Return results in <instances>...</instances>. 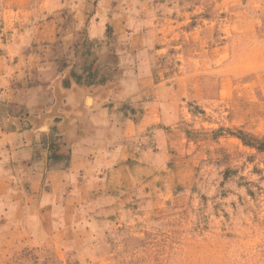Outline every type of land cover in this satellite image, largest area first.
<instances>
[{
  "label": "rangeland",
  "instance_id": "374dc122",
  "mask_svg": "<svg viewBox=\"0 0 264 264\" xmlns=\"http://www.w3.org/2000/svg\"><path fill=\"white\" fill-rule=\"evenodd\" d=\"M144 21L160 42L133 46ZM142 57L149 83L190 78L159 92L168 116L142 128L179 149L140 185H53V136L31 160L13 154L66 72L99 84ZM0 264H264V0H0Z\"/></svg>",
  "mask_w": 264,
  "mask_h": 264
},
{
  "label": "crops",
  "instance_id": "0c3cea01",
  "mask_svg": "<svg viewBox=\"0 0 264 264\" xmlns=\"http://www.w3.org/2000/svg\"><path fill=\"white\" fill-rule=\"evenodd\" d=\"M149 26H152L150 21H144L137 28V35L132 37L133 46L160 42L159 39H150L153 30ZM167 30L165 21L158 22L154 38L161 35V43H165ZM70 41L65 42L66 48L71 45ZM189 59L185 58L186 61ZM148 60L142 57L137 64L134 60H125L120 75L104 84L78 83L69 78L66 72L53 85L48 108L27 119L24 147L13 154H22L31 160L35 156L31 145L33 141L43 136H53L54 140L42 150V161L47 164L51 160L52 144H58L56 151L62 160L47 170L53 185L57 180L80 181L84 196L97 189L103 191L102 195L109 189L108 192L113 195L110 189L140 185L141 172L146 173L148 163L151 167H161L168 151L179 149L175 140L178 135L175 133L171 135L158 130L148 139L142 128L166 120L168 116L167 101L160 98L159 92L164 89L186 91L190 78L189 74L180 75L179 83H172V87H167L161 80L149 83L152 72L144 69V65L149 64ZM167 81L170 82V79ZM150 90L154 95L146 97ZM159 116L164 119H157ZM16 138L20 139L21 136L16 135ZM31 165L35 167V161ZM133 169L138 170L135 177L127 176L122 180L118 175H125Z\"/></svg>",
  "mask_w": 264,
  "mask_h": 264
},
{
  "label": "trees",
  "instance_id": "16d2710c",
  "mask_svg": "<svg viewBox=\"0 0 264 264\" xmlns=\"http://www.w3.org/2000/svg\"><path fill=\"white\" fill-rule=\"evenodd\" d=\"M113 77H114V76H110L109 79H103L99 84H104V83H106L108 80H114L115 78L113 79Z\"/></svg>",
  "mask_w": 264,
  "mask_h": 264
}]
</instances>
